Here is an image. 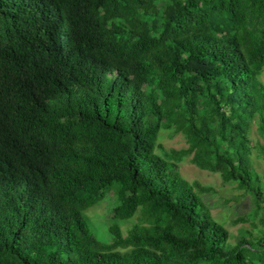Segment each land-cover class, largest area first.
I'll use <instances>...</instances> for the list:
<instances>
[{
	"label": "trees",
	"instance_id": "16d2710c",
	"mask_svg": "<svg viewBox=\"0 0 264 264\" xmlns=\"http://www.w3.org/2000/svg\"><path fill=\"white\" fill-rule=\"evenodd\" d=\"M263 70L264 0H0V264H264V231L230 242L178 172L234 183L264 227ZM110 193L137 223L104 243L84 213Z\"/></svg>",
	"mask_w": 264,
	"mask_h": 264
},
{
	"label": "rangeland",
	"instance_id": "374dc122",
	"mask_svg": "<svg viewBox=\"0 0 264 264\" xmlns=\"http://www.w3.org/2000/svg\"><path fill=\"white\" fill-rule=\"evenodd\" d=\"M259 81L264 86V70L259 75ZM250 138L253 146L263 145L257 126L251 127ZM157 144L162 151L169 152L185 150L187 144L182 134H174L171 131H162L159 134ZM159 149H156L158 152ZM256 151H253L251 158L252 168L259 175L260 184L264 190V160L256 157ZM191 156H185L178 163V172L181 177L188 183H199L204 188H209L210 192L203 195L202 201L208 208L212 218L229 232L230 242H236L242 231H249L253 237L260 236L258 231H264V227L259 223L263 216L259 213L256 217H248L254 205L251 198L238 190L234 183L224 184L217 174L202 171L194 166L191 162ZM115 203L113 194H108L104 200L88 209L84 213V219L88 223L90 231L96 238L104 243L110 241L108 227L117 224L123 234L126 236L127 231L137 223V217L127 221H111V210ZM245 218L244 222L234 223L235 220Z\"/></svg>",
	"mask_w": 264,
	"mask_h": 264
}]
</instances>
